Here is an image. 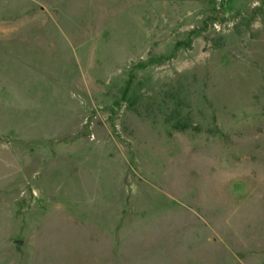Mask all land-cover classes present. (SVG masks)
<instances>
[{"label": "rangeland", "instance_id": "1", "mask_svg": "<svg viewBox=\"0 0 264 264\" xmlns=\"http://www.w3.org/2000/svg\"><path fill=\"white\" fill-rule=\"evenodd\" d=\"M0 264H264V0H0Z\"/></svg>", "mask_w": 264, "mask_h": 264}]
</instances>
